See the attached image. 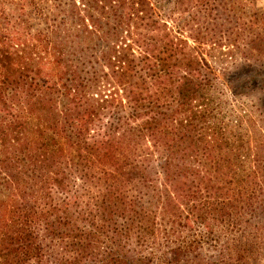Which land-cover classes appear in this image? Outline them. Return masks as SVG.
<instances>
[{"label": "trees", "instance_id": "obj_1", "mask_svg": "<svg viewBox=\"0 0 264 264\" xmlns=\"http://www.w3.org/2000/svg\"><path fill=\"white\" fill-rule=\"evenodd\" d=\"M229 12L0 0V264H184L171 246L183 212L209 229L227 206L188 200L239 168L210 123L216 76L201 56L233 47L213 34Z\"/></svg>", "mask_w": 264, "mask_h": 264}, {"label": "rangeland", "instance_id": "obj_2", "mask_svg": "<svg viewBox=\"0 0 264 264\" xmlns=\"http://www.w3.org/2000/svg\"><path fill=\"white\" fill-rule=\"evenodd\" d=\"M155 1L161 6L164 0ZM221 1L231 8L229 21L213 34L223 32L233 47L205 48L201 56L216 76L210 91V123L238 149L239 168L233 183L223 182L228 177L217 181L221 192H202L188 200L191 206L209 197L215 204H226L224 210L208 214L217 221H209L211 227L205 229L183 212L171 246L179 247L176 259L184 264H264V84L246 79L252 71L264 74V0ZM257 42L262 53L254 57L248 47ZM254 167L255 176L245 179Z\"/></svg>", "mask_w": 264, "mask_h": 264}]
</instances>
